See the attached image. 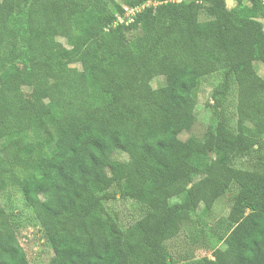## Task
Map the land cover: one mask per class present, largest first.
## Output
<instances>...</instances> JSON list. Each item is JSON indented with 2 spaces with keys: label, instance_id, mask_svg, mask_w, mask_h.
Masks as SVG:
<instances>
[{
  "label": "trees",
  "instance_id": "16d2710c",
  "mask_svg": "<svg viewBox=\"0 0 264 264\" xmlns=\"http://www.w3.org/2000/svg\"><path fill=\"white\" fill-rule=\"evenodd\" d=\"M184 3L0 0L17 35L0 54V192L36 215L48 264H264V0H217L203 20L192 1L190 21ZM212 73L237 81L236 129L220 99V116L208 108ZM118 195L140 235L124 233L108 203ZM225 198L233 244L211 220ZM189 216L205 237L194 255L181 238ZM29 262L0 201V264Z\"/></svg>",
  "mask_w": 264,
  "mask_h": 264
},
{
  "label": "rangeland",
  "instance_id": "374dc122",
  "mask_svg": "<svg viewBox=\"0 0 264 264\" xmlns=\"http://www.w3.org/2000/svg\"><path fill=\"white\" fill-rule=\"evenodd\" d=\"M123 2V0H117ZM173 2H181L183 0H171ZM183 10L181 16L185 21H190L189 3L195 1L196 3L202 4L199 10L200 19L209 18V7H215L217 5V0H184ZM141 7L129 8L127 12L123 15H119L116 24L119 22H127L133 20L137 12ZM128 37L131 40H137L140 45L147 50H150L154 55H159L160 48L158 44L147 37L141 30H132L128 32ZM17 40V35L15 31L6 25L0 24V54L12 50L14 48L15 42ZM98 55L97 51H94L87 57L88 61H91ZM250 65V64H248ZM244 66L242 72L244 74H250L251 68L249 66ZM203 83L207 90L208 97V108L216 115L220 116V110L214 100L220 99L221 107L224 117L226 118L229 126L232 129L237 128L238 124V84L236 80H232L229 88H226L224 82L222 81L219 73L208 74L203 78ZM63 91L65 95V101L68 102V95L74 87V77L69 76L62 81ZM81 118L87 119L83 114H80ZM7 123L11 129L14 128L13 117L7 118ZM196 144V141H194ZM257 146H255V149ZM244 161L248 162L249 166L254 163L251 162L250 157H245ZM253 167V166H252ZM0 201L5 206L6 210L10 212L11 219L16 223L18 229V238L27 251L29 256V264H48V256L46 254H41L39 252V241L38 233L39 226L37 224L36 215L29 209L25 208L20 201H16L10 192L2 191L0 192ZM109 205L116 210L120 216L122 229L124 233L129 236L140 235L141 232L136 223V219L131 213L130 209L127 207L123 199L118 195L115 199L110 200ZM227 200L220 199L215 202L213 208V216L211 220L213 221V231L223 235L227 243L233 244L234 239L231 234V229L229 227L226 218L224 217V211L227 207ZM199 226L193 217L189 216L184 219V224L181 229V238L185 240V251L187 254L194 255L200 246L205 242L204 234L199 230ZM198 257V254L196 255ZM196 257L192 260H186L183 257L178 261V264H193L196 262ZM131 264H136V261L132 259Z\"/></svg>",
  "mask_w": 264,
  "mask_h": 264
}]
</instances>
